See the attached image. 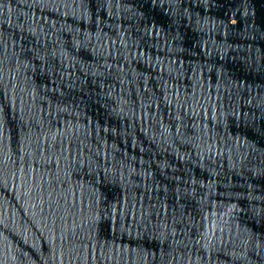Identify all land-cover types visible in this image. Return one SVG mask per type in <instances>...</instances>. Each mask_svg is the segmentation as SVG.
<instances>
[{
  "label": "water",
  "instance_id": "1",
  "mask_svg": "<svg viewBox=\"0 0 264 264\" xmlns=\"http://www.w3.org/2000/svg\"><path fill=\"white\" fill-rule=\"evenodd\" d=\"M0 264H264V0H0Z\"/></svg>",
  "mask_w": 264,
  "mask_h": 264
}]
</instances>
